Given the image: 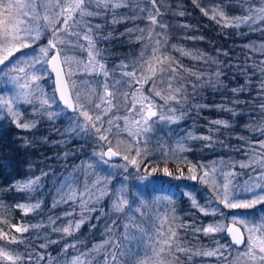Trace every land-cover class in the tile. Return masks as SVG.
I'll list each match as a JSON object with an SVG mask.
<instances>
[{
  "label": "trees",
  "instance_id": "trees-1",
  "mask_svg": "<svg viewBox=\"0 0 264 264\" xmlns=\"http://www.w3.org/2000/svg\"><path fill=\"white\" fill-rule=\"evenodd\" d=\"M117 3L121 6L112 7ZM261 6L264 4L259 0H156L155 7L163 17V23L168 25V45L162 51L193 71L203 70L207 74L219 69L222 72L215 88H200L198 85L195 94L191 88L187 89L191 107L185 105L187 110L176 122H159L147 137L149 143L150 137L158 133L155 144L160 152L152 151L147 145L149 155L140 164L139 173L132 165L122 173L133 182L140 181L141 177L161 178L147 188L141 204L143 216L133 210V218L148 231V235H154V228L167 217L164 231L170 226L178 233L183 246L189 249L190 260L185 253H176L181 264H230L238 250L233 245L220 248L231 244L227 235L205 234L194 229L226 221L225 217L230 218L231 214L257 221L264 217L261 206H258L261 216H254L250 212L252 209H225L216 199V189L222 190L224 184H228L229 191H240L245 186L254 185L261 174L259 160L264 156V149L258 141L264 136L257 129L264 128V109L260 107L264 104V89L261 88L264 82V71H261L264 68V50L260 48L264 45V21L257 20L251 27L243 24L240 27L227 26L234 17L248 15L249 7ZM97 10L102 14L84 19L93 26L100 25L98 31L93 28L94 38L107 37L96 39V47L101 50L96 60L103 63L111 74L119 71L116 66L122 60L132 59L143 43L135 39L140 33L129 35L126 30L139 26L147 35L149 20L146 13L154 15L155 10L149 0H111L107 9ZM161 16L157 17L158 21ZM113 19L117 22L112 23ZM47 39L45 34L40 43H47ZM80 43L86 47L88 42L81 39ZM72 50L80 57H88L86 50ZM180 50L200 53L215 63L192 59ZM187 80L195 82L193 77H187ZM46 81L50 82V77L47 76ZM151 84L149 80L144 85L146 94ZM242 86L243 91H232ZM165 87L164 84L158 85L160 89ZM49 88L53 92L51 82ZM156 101L157 104L162 103L159 98ZM118 105L125 108L122 99ZM36 111L31 106L23 107L21 123L30 125L25 129L17 127L11 116L0 110V231L7 233L6 239H0V247L30 253L32 260L28 264H68L69 255L86 257L88 264H105L104 248L97 251L94 246L104 245L109 239H118L123 234V225L128 223L123 213L112 210L113 187L106 197L85 210L77 202L59 195L63 181L73 175L74 179L82 177L84 163L99 149L95 141L74 130L70 119L73 113L62 108V113L49 118ZM162 111L164 115H171L166 109ZM214 121L222 123L215 124ZM203 137H211V140ZM143 148L141 145L139 159L143 157ZM191 165H196L195 173L189 171ZM165 167L172 173L171 177L165 176ZM92 169L86 170V179L92 185L95 180L103 183L101 172L96 170L94 173L99 177H93ZM133 171L137 174H132ZM205 171L209 173L208 183L204 182L206 179L202 175ZM191 174H196L197 180L189 179ZM34 178H39L35 188L24 187L28 180ZM182 188L197 191L206 212L218 208L223 211V216L219 213L205 215L194 208L189 198L180 192ZM36 204L39 207L31 209ZM21 205L30 210L25 211ZM81 219L84 223L71 235L54 230L66 226L69 221L75 223ZM12 224L26 227L28 231L17 233ZM108 229L112 230L111 234ZM12 236L24 242L13 244L10 242ZM73 243L75 247L65 251L64 246ZM146 243L151 241L146 240ZM217 249L224 252V257L197 254ZM0 264L5 262L0 261Z\"/></svg>",
  "mask_w": 264,
  "mask_h": 264
},
{
  "label": "snow or ice",
  "instance_id": "snow-or-ice-1",
  "mask_svg": "<svg viewBox=\"0 0 264 264\" xmlns=\"http://www.w3.org/2000/svg\"><path fill=\"white\" fill-rule=\"evenodd\" d=\"M259 2L264 4V0H259ZM110 3L111 0H0V81L5 87L12 85L16 89L15 95L10 98L0 96V110H5L12 117V123L17 127L27 129L30 127L29 124H21L16 119L19 116L16 101L32 104L33 100H36L39 108L43 109L49 118L55 115L49 111L53 104H57L59 107L62 103L74 114L70 117L74 130H78L88 139L95 141L99 149L93 153L98 158L97 166L108 165L112 157L122 156L123 160L132 165L139 173L140 164L149 155L147 137L153 131L152 125L155 123L153 117L176 122L187 110L185 105L191 107L188 103L190 94L187 89L191 88L192 94H195L198 85L200 88H215L222 72L219 69L207 74L203 70L193 71L168 56L166 51H162L168 45L166 33L168 25L163 23V17L155 7L156 0H149L155 14L146 13L149 20L147 35H145V29L139 26L126 30L129 35L134 32L140 33L135 37L138 43L143 41L140 44L139 52L132 59L122 60L116 66L119 71L110 74L106 66L96 60V56L101 53V50L96 47V39H107V37L96 36L94 38L93 28L98 31L100 25L93 26L84 19L101 15L102 11L97 9H107ZM120 6L118 3L112 5V7ZM140 11L144 12V9H140ZM247 11L248 15L234 17L233 22L227 26L240 27L243 24L251 27V24H255L257 20L264 21V6L249 7ZM220 15L227 21V17H223L222 13ZM158 16H161L160 21L157 20ZM212 18L216 19V16ZM116 22L113 19L112 23ZM45 34L48 35L47 44L46 46L37 45L38 55L35 54V49L32 52L24 51V49H31L32 45L36 44ZM81 39L88 42L86 47L80 43ZM171 47L174 48L175 45ZM70 48L86 50L89 57L87 62H81L69 56L66 50ZM260 48L264 50V45H260ZM62 51L65 53L63 57ZM180 51L183 55L191 56L192 59L215 63L200 53ZM81 63H84L85 71L99 69L102 79L96 82V87H91L92 82L89 81L81 89L77 86L76 81L70 79L75 75L74 65L78 67ZM36 65H40L41 68L37 69ZM45 65H51V71L55 73L56 87L51 96L47 95L38 83L48 73V68ZM261 71H264V68ZM14 72L23 75H10ZM187 77H193L195 82H189ZM149 80L152 81V84L146 95L143 88ZM160 84H164L166 87L160 89L158 88ZM261 88L264 89V82H262ZM243 90V86L240 89H232L233 92ZM156 98H159L162 103L157 104ZM121 99L124 101L126 112L123 117L116 115L115 111ZM260 107L264 109V104ZM165 109L171 115H164L162 110ZM227 111H232V109H227ZM133 113L135 115L129 119V114ZM121 119L124 121L123 129L119 123H116ZM213 123L220 124L222 122L214 121ZM257 130L264 136V128ZM121 131H126L130 137V142L127 143L123 152L120 150L122 141L118 139ZM110 136L117 137L115 145H113ZM192 138L198 139L199 137ZM203 139L211 140V137H203ZM258 143L264 149V139L259 140ZM141 145L144 146V154L141 159H137L141 157ZM133 148H135V155L131 154ZM259 164L261 174L254 185L245 186L240 191L235 189L229 191L228 184H224L222 190L216 189V199L225 209H256L257 206H261V210L264 211V156H261ZM88 167L93 168V165L90 164ZM121 167L123 170H127V165ZM189 171L195 173L196 165H191ZM213 171L215 170L213 169ZM163 172L167 177L172 176L167 167L163 169ZM202 175L208 177L209 173L205 171ZM114 176V173L109 174L104 178V183L106 184ZM188 178L197 180L198 177L196 174H191ZM123 179L126 181L127 176ZM160 179V177L151 179L141 177L139 182L147 185ZM204 182L208 183V180L206 179ZM33 183L35 182L29 181L24 187L31 188ZM100 183V180H96L93 186ZM97 191L100 195L104 194V189H97ZM127 192L125 184L120 185L118 192H113L115 197L112 203L113 212L123 213L124 218L128 220V223L123 225V234L118 239L106 240L104 245L94 246V250L97 251L104 248L106 252V255L103 256L105 264H181L176 253H185L186 258L190 260L189 249L183 246L178 233L170 226L167 231H164V222L167 221V217L154 228V235H148V231L142 228L130 215L134 209L136 212L140 211L137 205L143 201V196L138 193L132 204L129 205L128 196L125 195ZM20 207L25 206L21 205ZM33 207L38 208L39 204ZM29 210L25 207V211ZM200 210L205 215L215 216L219 213L223 216V211L218 208H213L211 212H206L203 207ZM225 219L230 222L209 223L205 227L194 229V231H203L205 234L224 233L229 237L231 244L221 245L220 248L243 245V250L230 261V264H264V218H260L259 222L249 218L225 217ZM83 223V219L75 223L69 221L66 226L54 230L71 235L73 231L79 230ZM112 223L115 224L116 221L113 220ZM237 223L243 226L245 231L242 232L240 227H236ZM11 227L17 233L28 231L26 227L16 224H12ZM108 231L111 234L112 230L108 229ZM6 238L7 233L0 231V239ZM146 240L151 243H146ZM10 242L22 244L24 241L12 236ZM64 247L67 251V248L75 247V244H68ZM197 254L224 257V252L219 249L197 252ZM81 255L87 254L81 253ZM67 259L69 264H81L79 257L69 255ZM30 260H32V255L28 252L18 253L14 249L9 251L0 247V261H4L5 264H28Z\"/></svg>",
  "mask_w": 264,
  "mask_h": 264
},
{
  "label": "rangeland",
  "instance_id": "rangeland-1",
  "mask_svg": "<svg viewBox=\"0 0 264 264\" xmlns=\"http://www.w3.org/2000/svg\"><path fill=\"white\" fill-rule=\"evenodd\" d=\"M44 37H45V35H42L41 38L36 42V44L32 45L31 49H24V51L32 52L33 49H35V54L38 55L39 49H38L37 45L46 46V44H47V43H40L41 39H43ZM72 49L73 48L66 50L67 54L69 56L74 57L75 60H78L81 62H87L89 57H80L79 55L75 54ZM64 54L65 53L62 51V53H61L62 57ZM45 67L48 68V65H45ZM36 68L39 69V68H41V66L36 65ZM73 71H74L75 75H73L70 79L76 81L77 86L80 87L81 89H83L85 87V84L89 81L92 82L90 85L91 87H96V82H98L102 79V76L99 74V69H96L95 71H92L91 69H89L88 71H85L84 63H81L78 67L74 65ZM89 73H91V74H89ZM10 75H21L22 76L23 74L18 73V72H14V73H10ZM47 76L50 77V82L53 83L49 69H48V73H46L44 75V77L40 81H38V83L41 86V88L43 89V91L47 95L51 96L52 90L49 88L50 82L46 81ZM15 92H16V89L14 88V86L8 85L7 87H5L2 83V81H0V96H5V98H10V97L15 95ZM144 93H145V91H144ZM16 106H17V110L19 112V116L16 119H18L20 123H21V119H22V115H23V107L24 106H31V107H33L34 110L39 109L36 111V113H45L43 111V109L39 108V104L36 100H33L32 104H29L27 102L16 101ZM123 107H125V104ZM124 109L120 108L119 105L117 104V109L115 110L116 115L123 117L126 114ZM49 111H52L53 113H62V108L60 106L58 107L57 104H53L52 108L49 109ZM134 115H135L134 113L129 114V119H131ZM153 121H155V123L152 125V127H155L162 120H159L157 117H153ZM170 122L171 121H168V123H170ZM116 123H119L121 125V129H123V126H124L123 119L116 121ZM157 137H159V136H158V133L156 132V133H154V135L152 137H150V140L148 143V146L151 147L152 151H154V152H160L159 147L156 146V144H155V139ZM110 139L112 140L113 145H115L117 142V137H115V139H114L113 136H110ZM118 139L122 141L120 150L123 152V149L126 147L127 143L130 142V137L128 136V133L126 131H121ZM170 146H171V148L175 147V145H170ZM114 150H116V149L114 148ZM131 154L135 155V148L132 149ZM169 156L170 155H168V157ZM97 159L98 158L94 155L87 159V161L83 165V172L81 175L82 177H77L74 179V175H73L71 178L64 180L63 185L59 188V195L61 197H67L68 200H73L74 202H77L78 204H80V208L85 210L88 207L92 206L93 204L97 203L101 198L106 197L110 193V191L112 190V187H113V191L118 192L120 185L125 184L127 186V189H128V192L125 193V195L128 196L129 205L132 204L133 199L136 197V195L138 193L142 194L143 200H145V197L147 195V188L154 186L153 183L145 185L144 183H140L139 180L133 182L131 180V178L129 179L128 177H127V180L125 181L123 179V177H125V176L122 175V173L125 170H123L121 166L127 165V168L131 166L125 160L121 164H113V163L109 162L108 165H102L101 164V165L97 166ZM137 159H139V157ZM90 164L93 165V169L91 170V174L93 177H99V176H96L94 173L96 170H98L102 174L101 179L103 180V183L97 184L95 187L89 182L88 179H86V177H87L86 170L89 168L88 165H90ZM111 173L115 174L114 178L105 184L104 178L107 177ZM120 173H121V176H119ZM132 174L136 175L137 173L135 171H133ZM206 178L207 177H204V180ZM29 181L35 182L32 184V187H31V188H35L37 183H38V179L35 178V179H31ZM26 184H28V182H26ZM92 186H93V188H92ZM94 188H95V190H94ZM97 189H104V194L100 195V193L97 191ZM180 192L183 193L186 197L188 196L192 199V204L194 205V207L200 208V209H201V207H203V208L205 207L204 204L199 199V196H198L196 191H192L189 189H181ZM97 197H99V198H97ZM113 199H115L114 196H113ZM141 204H142V202L140 204H138L137 207L140 209L139 212L144 214V210H143L144 207ZM33 206L34 205L31 206V209L35 208ZM250 212L252 214H254V216H261L260 214H258V206L256 209H252ZM130 215L135 216L133 214V212L130 213ZM232 217H235V216L232 215ZM237 218H239V217H237ZM250 220H253V219H250ZM254 221L259 222L257 220H254ZM229 222L230 221L226 220V221H223L221 223H229ZM236 226H239L242 229V231H245L243 226H241L239 223H237ZM73 257H79L81 264H88L86 257H83V258H81V256H73ZM68 264H69V262H68Z\"/></svg>",
  "mask_w": 264,
  "mask_h": 264
},
{
  "label": "water",
  "instance_id": "water-1",
  "mask_svg": "<svg viewBox=\"0 0 264 264\" xmlns=\"http://www.w3.org/2000/svg\"><path fill=\"white\" fill-rule=\"evenodd\" d=\"M48 66H49V70H50V72L52 73V76H53L54 86L56 87V85H55V73L51 71V65H48ZM66 78H67V77H66ZM61 104H62V103H61ZM65 108H66V107H65ZM66 109H67V108H66ZM67 110L71 112L70 109H67ZM120 160H122V156L112 157V158L110 159V161H120ZM237 247H238V248H242L243 245H239V246H237Z\"/></svg>",
  "mask_w": 264,
  "mask_h": 264
}]
</instances>
